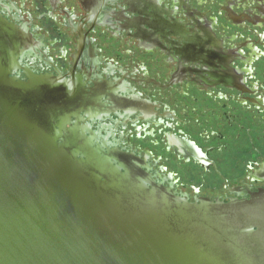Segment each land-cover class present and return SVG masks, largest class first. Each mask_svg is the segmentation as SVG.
<instances>
[{"label":"flooded vegetation","instance_id":"flooded-vegetation-1","mask_svg":"<svg viewBox=\"0 0 264 264\" xmlns=\"http://www.w3.org/2000/svg\"><path fill=\"white\" fill-rule=\"evenodd\" d=\"M0 16L32 41L20 66L74 89L93 147L189 201L264 188L235 150L264 118V0H0Z\"/></svg>","mask_w":264,"mask_h":264},{"label":"water","instance_id":"water-1","mask_svg":"<svg viewBox=\"0 0 264 264\" xmlns=\"http://www.w3.org/2000/svg\"><path fill=\"white\" fill-rule=\"evenodd\" d=\"M31 44L0 16V264H264V188L189 201L93 147L74 89L19 65ZM253 124L235 150L242 182L264 186V118Z\"/></svg>","mask_w":264,"mask_h":264}]
</instances>
